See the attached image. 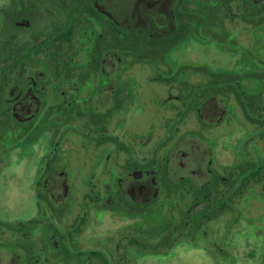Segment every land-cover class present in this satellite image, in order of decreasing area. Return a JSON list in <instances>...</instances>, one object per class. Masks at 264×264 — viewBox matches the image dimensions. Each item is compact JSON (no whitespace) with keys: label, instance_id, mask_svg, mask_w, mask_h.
<instances>
[{"label":"flooded vegetation","instance_id":"obj_1","mask_svg":"<svg viewBox=\"0 0 264 264\" xmlns=\"http://www.w3.org/2000/svg\"><path fill=\"white\" fill-rule=\"evenodd\" d=\"M193 256L264 264V0H0V264Z\"/></svg>","mask_w":264,"mask_h":264},{"label":"rangeland","instance_id":"obj_2","mask_svg":"<svg viewBox=\"0 0 264 264\" xmlns=\"http://www.w3.org/2000/svg\"><path fill=\"white\" fill-rule=\"evenodd\" d=\"M200 257V256H199ZM201 259H203L202 257H200ZM196 258V256H193L192 259H190L187 264H210L209 262L206 261H198ZM172 264H186L181 258L176 259Z\"/></svg>","mask_w":264,"mask_h":264}]
</instances>
